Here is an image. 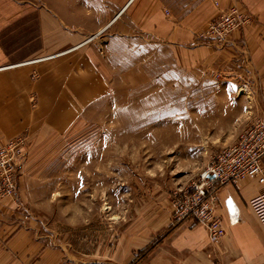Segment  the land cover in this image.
Returning a JSON list of instances; mask_svg holds the SVG:
<instances>
[{"label":"rangeland","instance_id":"374dc122","mask_svg":"<svg viewBox=\"0 0 264 264\" xmlns=\"http://www.w3.org/2000/svg\"><path fill=\"white\" fill-rule=\"evenodd\" d=\"M18 15L0 12V40L22 57L38 28ZM114 45L117 90L65 133L32 145L16 137L25 140L14 197L21 214L40 244L74 264H138L162 238L196 224L180 221L179 205L211 158L259 118L222 93L223 59L207 65L189 43L139 34Z\"/></svg>","mask_w":264,"mask_h":264},{"label":"crops","instance_id":"0c3cea01","mask_svg":"<svg viewBox=\"0 0 264 264\" xmlns=\"http://www.w3.org/2000/svg\"><path fill=\"white\" fill-rule=\"evenodd\" d=\"M234 6L251 23L223 47L199 42L197 34ZM0 12L3 18L19 12L30 30L38 28L36 40L21 45L22 57L0 40V145L22 135L32 145L40 135L67 132L88 107L117 90L112 47L138 34L164 45L175 39L179 48L189 43L207 65L223 59L228 64L220 73L229 87L222 93L242 113L264 117V0H0ZM263 192L257 181L221 187L214 210L226 230L220 244L186 222L138 264H264V228L249 206ZM21 208L17 198L0 199V264H74L40 244Z\"/></svg>","mask_w":264,"mask_h":264},{"label":"built area","instance_id":"2783aa9c","mask_svg":"<svg viewBox=\"0 0 264 264\" xmlns=\"http://www.w3.org/2000/svg\"><path fill=\"white\" fill-rule=\"evenodd\" d=\"M219 6L218 2H215ZM167 15L169 12H166ZM251 23V17L237 6L223 10L205 29L198 40L226 45L230 37ZM25 140L16 138L0 145V199L16 195V174L24 156ZM264 117L256 119L242 130L237 139L213 156L201 179L191 188L183 204L179 205L180 221L193 219L208 233L212 244L218 245L226 234L219 217L215 215L217 193L226 185L238 186L245 181H257L264 186ZM250 208L264 228V192L253 198Z\"/></svg>","mask_w":264,"mask_h":264}]
</instances>
